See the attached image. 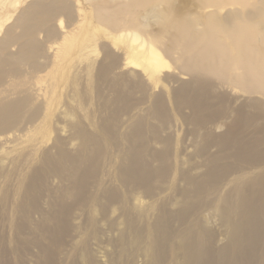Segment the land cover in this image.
Instances as JSON below:
<instances>
[{"label": "bare ground", "instance_id": "1", "mask_svg": "<svg viewBox=\"0 0 264 264\" xmlns=\"http://www.w3.org/2000/svg\"><path fill=\"white\" fill-rule=\"evenodd\" d=\"M52 1L34 0L28 9L22 13L21 21L42 16L41 22H45L44 20L65 15L64 12L71 10L70 5L62 3L54 6ZM201 1V6L198 5L199 12L201 9L206 11L209 8H212V11L208 12L207 10L208 13L203 14L204 11L202 10V14L198 15L194 22L187 21L185 13L175 9H167L165 13L163 12V17L161 16L163 25L166 29L170 26L175 27L176 31L174 32H167L166 29L152 32L141 23L142 12L140 10L145 9L150 4L157 6V3L161 2L160 0H112L104 5L92 2L94 6L91 10L92 15L89 14V19H94L97 22L96 28L101 29L104 36H94V33L89 35L87 32L81 36L76 35L80 31L69 34L63 20L60 19L58 30L62 38L67 41L70 37L77 38L76 41L81 46L78 49L79 53L75 55L71 53L69 44L63 47L59 44L49 46L48 50L53 54L51 71L49 72L50 83L31 92L32 95L36 96L38 102L33 105L30 115H27L29 113L25 111L26 101L32 103L34 100L30 95L21 96L9 102H0V135L7 134L0 137V144L9 145L12 141L21 139L22 136L16 137L12 134L16 131H25L24 135L28 137L26 149H19L16 146H12L10 149H8L10 146L0 147V153L9 151L11 154L14 152L11 158H5L6 160L0 158V177L6 179V183L0 184V201L5 200L8 186L13 187L14 198L21 195V200L15 204L12 201L10 204V210L13 212L11 222L14 221L15 223L14 232L12 235L10 234V240L18 246L20 241L35 246L36 251H32V256L29 255L28 257L31 264H77V260L78 264H106L104 256L97 254L93 243L112 246V258L125 259L127 264H137L140 257L144 258V264L151 262L153 264L160 262L161 264L168 254L163 250V245L168 243L172 245V253L175 258L172 264H176L179 247L174 241L175 233L160 234V227L163 224L161 221L168 213L163 208V203L176 199L181 201H179L181 205V203L190 201L195 195L198 196L205 191L215 192L219 195L218 199L225 202V208L230 213V218H225L230 233L229 236L224 237L225 239H219L217 235L211 233L207 234L200 226L202 222L200 215L205 206L199 202L189 203L188 207L177 217L176 224L184 225L185 230L182 233L187 234L188 230L193 228L196 218L195 225L198 226L199 231L193 239L185 240L182 245L183 249L191 250L190 262L192 257H207L216 252V255L222 256L221 260L218 258L219 264H223L226 256L235 257L238 254V250L234 252L232 248L236 249L239 243L245 241V239L241 241V238L246 237L247 241L251 242L252 237L248 234V229L256 226L257 222L254 214L248 211L246 204L249 202L255 208L254 203L257 198H260L259 201L262 204L259 207L264 209V202L262 201L264 199V149L259 146H249L244 149L245 145L243 147L245 157L240 164L226 168H224L225 166H215L214 161H212L215 154L207 156L209 147H212L215 142L219 143L218 136H212V133L218 132L221 125H214L212 133H208L207 130L208 134L200 136L201 142L204 144H200L195 149V154L201 153L203 155V162L184 168L182 167L184 162L180 161L172 151L174 150L172 149L174 139L170 131L173 119L169 114L167 115L164 101L165 98L171 99L174 109L179 114L184 108L192 110L193 113H201L199 112L200 109L203 108L204 103L206 105L207 103L200 98H195L196 93L201 94L206 91L208 95H218L217 91H227V89L234 91L238 87L246 95H234V101L230 102L232 105L238 104V100L242 97L245 104L243 107L236 108V111H240L239 114H236L239 115L235 121L239 130L236 133V138L243 136V132L246 130V117H251L252 125L260 131L258 129L259 124L264 121V100L260 97L264 96V5L255 4L253 9L249 10L246 7L252 6L251 0ZM167 3L170 4L168 1ZM227 6L230 8L225 11ZM82 15L88 19L86 12H83ZM151 17L154 18V16ZM150 20L151 18H149ZM29 24L27 22V25ZM32 30L31 37L33 38L31 39L34 41L31 45L20 47L23 54L26 49L32 50L38 46L34 36L37 31H34V28ZM105 39H122V45L116 52L109 47ZM97 42L98 45H101L99 53L101 55L96 52ZM158 44L162 45L164 49L160 51ZM74 46L75 44L71 48ZM135 55L136 58L133 57ZM67 61L76 63L71 67L70 80L68 79L70 87L75 89L83 75H86L85 79L89 85L92 81L95 82L94 89L97 98L103 100L106 106L104 109L113 112V115L116 114V116L120 115L124 104L126 111L131 104L124 101L122 105L120 101L121 107H118L121 97V92L118 89L113 91V97L109 100L101 99L100 86L96 83L103 79L104 81L110 80L113 70L119 71L120 74L124 72L128 77L135 76L138 78L140 84L134 80H130L129 83L133 89L140 91L145 97L148 96L149 100L146 102L150 105L142 114L147 112L143 116L156 121L151 128L149 125L148 142L152 141L157 145L159 143L160 146L156 147L154 144L149 149L148 145L139 143L145 134L144 125L140 123L135 126L141 115L136 112L134 115L133 112L131 115L127 114V118L124 117L126 118L124 121L130 122L132 130L128 126L125 133L122 134L123 148L122 150L117 148L114 152L115 154L119 150L122 152V156L118 160L116 159L114 163L111 161L110 164L104 163L105 156L98 146V139L91 138L87 132L79 129L75 120H71L69 126L74 130L71 137L76 140L77 149L74 154L66 156L64 148H61L64 139L60 136L61 131L57 124L53 126L56 134L53 139L55 146L58 147V152L54 156H49L48 153L46 161L43 160L40 164L43 166V173H51L52 166L56 165L60 170L62 180L57 186L48 183H44L42 186L37 169L34 170L38 179L33 173V165L40 161L37 156L39 151L37 139L30 138L32 134L37 135L35 133L40 125L31 126L39 118H45L51 112L55 88L57 85L60 86L59 79L63 77L59 70L63 71L67 67ZM82 61H85V64H82ZM171 62L176 64L181 76L171 73ZM0 64H2L1 61ZM184 74L190 75V80L184 81ZM114 82L118 83V79L111 78L110 84L114 85ZM162 83H167L169 88L164 89L162 85L158 92H154V88ZM172 83H178L179 86L173 87ZM133 89L130 91L134 92ZM43 91L44 94H41ZM220 95L218 97L221 98L219 107L221 109L224 106L226 96ZM65 108H67L66 111ZM206 109L209 111V108ZM218 112L221 113L222 109ZM67 113L70 114V119H73V112L67 106L59 108L58 116H64ZM106 113L102 112V117ZM228 113L229 111L226 114L223 113L224 115L222 114L221 117ZM58 116L56 120L59 121ZM183 116L186 117V115ZM114 118L112 116L111 118H100L104 121L103 123L100 120L91 119L89 123L97 130L115 137L122 122L119 121L118 117ZM23 122L30 123L31 126L25 125L18 129ZM208 122L211 121L208 120L206 123ZM199 124L200 127L206 125L202 122ZM91 135L93 136V134ZM219 135L231 140L235 132L231 128ZM250 144L252 143L250 142ZM229 150L231 151V149ZM183 152L184 149H182L181 154H185ZM234 155L232 153L230 156ZM21 164H23L24 170H27L25 173L19 171ZM201 168H205L204 173H198L197 169ZM247 168L250 170L247 171ZM248 188L254 195L250 199L247 198ZM43 190H47L51 196L44 197L41 194ZM40 198L45 200L51 211V213H46L47 219L53 224L54 221H57L52 230H40L39 223L32 221L31 224L35 223L41 232L44 244H41L39 239L18 225L19 220L24 215L23 210L29 212L36 210L37 207L36 205L33 207V204H36ZM55 210H59V215L63 217L62 220H59L54 212L52 213ZM182 233L180 232L179 235ZM181 236L178 239L179 242L184 240ZM191 241H193L192 248L189 246ZM263 247L264 245L260 246L262 252L258 251L261 254L260 260L263 262L255 261L256 264H264ZM97 249L101 251L99 248ZM197 249L201 252L198 256L195 255ZM18 250L15 255H18ZM151 251L155 256L151 255ZM74 259L76 261H73ZM224 264H226L225 261Z\"/></svg>", "mask_w": 264, "mask_h": 264}, {"label": "rangeland", "instance_id": "2", "mask_svg": "<svg viewBox=\"0 0 264 264\" xmlns=\"http://www.w3.org/2000/svg\"><path fill=\"white\" fill-rule=\"evenodd\" d=\"M33 1L34 0H0V61L2 63L0 64L1 65L0 66V102H3V101L9 102L10 100L19 98L21 96L30 95L34 98V100L32 103L29 101H26L25 111L29 113L27 115L31 114L33 110V105L36 102H38L36 96L32 95L31 92L34 89H38V87L40 86H46L50 83L49 72L51 71V65H52L51 60H52L53 54L50 53V51L48 50L49 46H51L52 44L53 45L59 44L61 47H63L69 44L70 45L69 49L72 50L71 53H74V55L79 53L78 49L81 46L79 45L78 41H76L77 38L74 39L73 37H70L68 41L62 38V35L60 31L58 30L59 20L60 19L63 20L64 25L67 27V31L69 32V34L80 31L76 35L81 36L82 34L87 32L89 35L94 33L95 34L94 36H104L103 31L101 29L96 28L97 22L94 19L92 20L89 19V14H91V10L93 9V6H94L92 2L104 5L105 3H108L109 1H112V0H94V1L92 0H53L52 3H54V6L55 5L58 6V4L61 5L62 3H65L71 6V10L64 12L65 15H60V16H56L48 20H44L45 22H41L42 16H38L37 18L32 17L28 20L25 19V21L22 22L21 21L22 13L28 9V7ZM160 1L161 2L157 3V6H154V4H150L145 9L140 10L142 12L141 23L146 25L147 30L152 31V32L163 31L166 29V27L163 25L162 14L163 12L165 13L167 9H175L176 11L184 12L185 16L187 17L186 20L192 21V22L197 20L198 15L202 13L205 14V13L212 11V8H209L207 9L208 12L207 10L204 11L203 9H201L199 12L198 5L202 2L201 0L200 1L199 0H164V1L160 0ZM165 1L166 2L168 1L170 4L168 3L166 4ZM183 4H185L186 7L183 6ZM250 4H252V6L246 7L249 10L253 9V5L255 4L258 6H263L264 0H253V1L251 0ZM193 5L195 6L193 7ZM196 5L198 8L196 7ZM199 6H201V4ZM229 8L230 7L227 6L224 10L226 11ZM197 10L199 13L197 12ZM202 10L204 12L201 13ZM83 12H86L88 14L87 16L88 19H86L82 15ZM148 12L153 13V14H149ZM146 16L148 17V19H146L147 18ZM151 16H154V18L152 19ZM149 18H151L150 21H149ZM27 22L28 24L29 23L30 24L27 25ZM32 28H34V31H37L35 32L34 36H35V41H37L38 46L32 50L26 49L23 54L21 50L22 48L20 47L31 45V43H33L34 41V39L33 40L31 39L33 38L31 37L32 36L31 31H33ZM166 30H168L167 32H174L176 31V28L173 26L172 27L170 26ZM143 39L146 40L147 38H143ZM105 41L107 42V44H109V47L116 52L119 50L120 48L119 46L122 45V39L121 40L120 39L119 40L118 39L117 40L105 39ZM74 44L75 46L71 48V46H73ZM96 45H97L96 52L97 54H99L101 50V45H98V42L96 43ZM158 47L160 51L161 49L162 50L164 49V47L160 44H158ZM133 57L136 58L137 56L135 55ZM66 64H67V67L63 71L57 68V70L60 71V74H62L63 77L59 79L60 86L57 85V87L55 88L54 97L52 99L53 107H52L51 112L47 115V117L39 118L38 121L35 124H33V126H31L30 123L23 122V124L18 128V129H21L25 125L31 126V127H36L37 125H40V127H38L35 133L37 135L32 134L33 136L30 135V138L37 139L36 143L38 144L37 147L39 148L37 156L40 159V161H38L37 163L33 165V173L35 174L36 179H38L37 177V173H38L41 179L40 182H42V186L44 183L51 184L52 186H57V184H60L62 180V177L59 173L60 170L56 165L52 166L51 173H43L42 171L43 166L42 164H40L43 160L46 161L48 153H49V156L50 155L54 156L58 152V147L55 146V142L53 139V137L56 135L53 126H56L57 124L60 127V131H61L60 136L64 139V142L61 148H64V154L66 156L74 154L77 149V142L76 140H74V138L71 137L74 130L69 126V122L71 120H75L77 122V126L79 129L87 132V135H89L91 138L98 139L99 141L98 146L101 149L103 156H105V160H103L105 164H110V161L114 163L116 159L118 160V158L122 156L121 151L119 152L118 150L115 154L114 152L117 148H120L122 150L123 140H124L122 137V134L125 133L128 126L132 130L130 122L129 121L127 122L124 120H126L127 116L131 115L133 112H134V115L136 113L137 114L139 113V115H141L139 117L140 119H137L138 121L135 123L136 124L135 126L142 123L144 125V133L146 134V135L144 134L143 138L139 141V143L148 145L149 149H151L152 146L155 144L152 141L148 142L149 140L148 130H149V125L151 128L152 125L156 121L154 119H150V117H146V116L144 117L143 115L147 114V112L142 114L145 111V109L150 105L149 103L146 102L147 100H149L148 96L145 97L140 91L133 89V86L129 83L130 80H134L137 82V84H140L139 82L140 80L138 78H136L135 76L128 77L125 75L124 72L120 74L119 71L116 72L115 70H113L110 80L111 78H117L118 83L114 82V85H111L110 80L104 81V79L96 83L100 86L99 87L100 95L102 96L101 99L106 98L109 100L111 97H113L112 96L113 91L114 90L116 91L118 89L121 92V95H120L121 97L119 99L118 107L120 108L121 107L120 103L122 102V105H123L124 101L127 102V104H131V106L129 105L131 108L128 107L127 111L124 110V106H125L124 104V106H122L123 107L122 111L119 113L121 116L120 115L116 116V114H114L115 115L114 116L113 112L105 110L106 106L104 105L103 100H100L97 98V93L95 92V89H94L95 82L92 81V83L89 85L85 79L86 75H83V78L79 81V85H77L75 89L70 87L68 79L70 80V74H71L70 72L72 71L71 67H73L76 63H71L67 61ZM82 64H85V61H82ZM171 64H172L171 73L181 76L179 74L180 70L176 68V64H173L172 62ZM183 80L184 81L190 80V75L184 74ZM162 85L164 89L169 88L167 83H162L158 85L156 88H154L155 90L154 92H158L159 88ZM172 85H174L173 87L179 86L178 83H172ZM234 87L236 86L234 85ZM226 88H227V85H226ZM131 89L135 90L134 91L135 93L133 91H130ZM227 91L229 92L228 94L226 93ZM227 91H221V92L217 91L218 95L217 94L208 95L206 91L201 94L196 93V96L199 95V97L195 96V98H200L203 100V102L206 101L207 103V105L204 103L203 108L205 109L203 108L200 109L201 111L199 112L201 113H193L192 110L190 109L188 110V108H184L181 110L179 114L177 110L174 109L171 99L165 98L164 105L167 108L166 113L167 115L169 114V116L173 119L171 131H170V133L172 134V138L174 139V142L171 141L173 145L172 149H174L172 151L174 155H177L180 161L184 162L182 167L188 168V167H191L192 165H197L203 162L204 160L203 155L201 153L195 154L196 152L195 149L200 144L203 143L201 142L202 138L200 136L206 135L208 133H212L213 128L217 125L219 126L221 125V126L220 128H218V132L212 133L213 134L212 136L217 135L218 136L217 140L219 143L215 142V144L212 147H209L208 152H207V156H213L215 154L212 160L214 161L215 166H218V167L225 166L224 168H226L231 165L240 164L241 161L245 157L244 149L248 148L249 146H253V147L259 146L260 148L264 149V130H263L264 121H262L261 124H259L258 129L260 131H258L257 129H255L254 125H252L251 117H246L245 118L247 119V122H246L247 124H245L246 130L243 132V136H241L240 138H236L237 137L236 133L239 132V130L237 129L235 125L236 119L239 118V115H236V114L240 113V111H236V108L240 106L243 107V105L245 104H244V99H242V97H240L241 99L238 100L239 105L238 104L232 105V103L230 102L234 101V95L243 96L245 92L241 88H238V87H236L234 91H232V89H227ZM75 92L77 93L76 95H75ZM41 94H44V91ZM220 94H224L226 96V100L224 101V106L221 108L222 109L221 113L218 112L221 110L219 108L221 98L218 97V96H221ZM169 97H170V94H169ZM260 97L264 100V96H260ZM64 106H67L69 110H72L73 119H70L71 116L69 113H67L64 116H60V117L58 116L59 108H62ZM206 108H209V111H207ZM66 110L67 108H65V111ZM228 111L229 113L226 116L221 117L223 113L226 114ZM102 112H107L109 116L106 115L107 114L106 113L102 117ZM182 114L186 115V117L183 116ZM57 116L59 117V121L56 120ZM111 116L112 118L115 117L114 119L118 117L119 121L122 122V125L120 124V127L117 129L115 137L109 136V134L103 131L97 130V128H94L89 123L91 119L93 120L95 119V121H98L100 120V118H105V117L111 118ZM121 118H124V119H121ZM232 118H234L235 120H233ZM208 120L211 122L206 123ZM100 122L103 123L104 121L100 120ZM199 122L205 123L206 124L204 126L205 128L203 126L200 127L201 125L199 124ZM213 122H215V124H213ZM231 128L235 132V135L233 138H231V140H227L226 138H223L219 135V134L225 133L227 129L229 131ZM207 130H208V133H207ZM24 133L25 131H18V132L16 131L12 133L16 135V137L22 136V138L18 139V141L17 140L12 141L11 143H9V145L0 144L1 145L0 147L10 146L8 148L10 149L12 146H16L19 149H26L28 145V140H27L28 137H26ZM91 134H93L94 137ZM5 135L7 134H2L0 135V137L5 136ZM249 141L252 144H250ZM154 146L159 147L160 144L158 143V145L155 144ZM228 148L231 149V151ZM182 149H184L183 153L185 154H181ZM9 153H10L9 151L0 153V158H4V160H6L5 158H11L14 152H12L11 154ZM232 153H234L235 155L230 156ZM7 162H8V159H7ZM34 169H37V173ZM204 170L205 168L197 169L198 173L199 172L204 173L205 172ZM246 170L249 171L250 169L247 168ZM19 171L22 173H25L27 170H24V166L23 164H21ZM53 172L56 174H54ZM4 183H6L5 177H0V184H4ZM12 189H13L12 186L11 187L8 186V191L5 193V200L3 202L0 201V264H31L30 258L28 257L29 255L32 256L31 254L32 251H36V248H34L35 246L32 244H25L23 241H20L19 246H18L12 240H10V234L12 235V233L14 232V225H15L14 221L11 222L13 218V212L10 210V204L12 203V201H14V204H15L16 202L21 200V195H18L15 198L13 197ZM252 193L253 192L250 191V188H248L247 189L248 199L254 196ZM41 194L44 195V197L46 198L51 196L47 190H43ZM258 196H260V194H258ZM218 197L219 195L213 191L211 192L205 191L198 196L195 195L192 198V200L181 203V205L179 203L180 200L177 201L176 199H171L163 203V208H165L168 211V213L166 214L164 220L161 221L163 222V224L160 227V234L170 235L172 233H175L176 236L174 235L175 236L174 241L179 247V250L177 251V255H176V264H212V263L219 264L218 258L219 260H221L222 256L220 257V255L218 254L216 255L215 254L216 252L215 253L213 252V254L208 255L207 257H196V258L192 257L191 258L192 261L190 262V257H191L190 251L191 250L183 249L182 245L185 240L188 241L189 239H193L196 236L197 231H199L198 226L195 225L196 218L194 219L193 228L188 230L187 234L182 233L183 230H185L184 225L176 224L177 217L180 216V214L186 207H188L189 203L199 202L202 204V206H205V209L200 215L202 219V222L200 223L201 228L204 229L207 232V234L211 233V234L217 235L219 239L221 238L225 239L224 237L229 236V233H230L229 225L226 222L225 218H230V213H229V210L225 208V202L218 199ZM259 200L260 198H257L256 202L254 203L255 208H253L249 204V202L246 204L248 207V211L254 214V217L257 222L256 226L253 227L254 229L251 227L248 229V234L251 235L250 237H252L250 240L251 242L247 241L246 237L241 238V241L244 239L245 241L239 243V246L236 247V249L232 248L234 252L235 251L237 252L238 250V254H236L235 257L231 255L226 256L223 260V264H224V261L226 264H256L255 261L263 262V260H260L261 254L259 252L260 251L262 252V249L260 250V246L264 245V234H262V231H264V225H263L264 224L263 223L264 222L263 221L264 220V209L259 207V205L262 204ZM262 201L264 202V199H262ZM35 205L37 207L36 210L30 211V212L27 210L25 211L23 210L24 215L19 220L18 225L24 231L32 234L33 237L35 236V238L39 239L41 244H44V238L41 232H39V230L35 226V223L31 224L32 221H36V223L37 222L39 223L40 230L41 229L52 230L56 226L57 221H54V224H53L49 219H47L48 217L46 216V213L47 212L51 213V211L49 210L43 198H40L36 204H33V207ZM53 212L55 213L56 217L59 220L63 219V217L59 215L60 213L59 210L52 211V213ZM180 232L182 234L179 235ZM177 235H179L178 238H177ZM180 236L183 237L184 239L182 242H179L178 240ZM192 243L193 241H191V243L189 244L191 248H192ZM93 247L95 248L98 255L104 256L106 264H127V261L125 259H113L112 258L113 256L112 246L103 244V243H95V244L93 243ZM97 248H99L101 251H99ZM17 250H18V255H15ZM163 250L166 252V254L167 253L168 254L167 256H165V259L163 260L161 264H172L173 260H175L174 255L172 253V245L165 243L163 245ZM151 253H152L151 255L155 256L153 254V251H151ZM200 254L201 252L198 251L197 249V252L195 253V255L198 256ZM139 260L140 261L137 262V264H144L145 262L144 258L140 257ZM208 260H211V261H208ZM73 261H76V259H74ZM199 261L201 262L199 263ZM40 262L43 263V261L41 260ZM77 264H78V260H77ZM149 264H153V263L151 262ZM158 264H160V262H158Z\"/></svg>", "mask_w": 264, "mask_h": 264}]
</instances>
